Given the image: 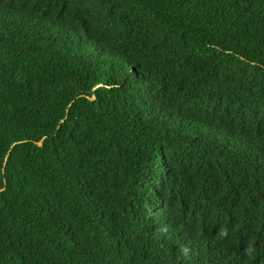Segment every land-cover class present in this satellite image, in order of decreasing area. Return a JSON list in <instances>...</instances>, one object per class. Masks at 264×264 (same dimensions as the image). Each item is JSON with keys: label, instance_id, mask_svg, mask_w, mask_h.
<instances>
[{"label": "trees", "instance_id": "trees-1", "mask_svg": "<svg viewBox=\"0 0 264 264\" xmlns=\"http://www.w3.org/2000/svg\"><path fill=\"white\" fill-rule=\"evenodd\" d=\"M0 264H264V0H0Z\"/></svg>", "mask_w": 264, "mask_h": 264}, {"label": "water", "instance_id": "water-1", "mask_svg": "<svg viewBox=\"0 0 264 264\" xmlns=\"http://www.w3.org/2000/svg\"><path fill=\"white\" fill-rule=\"evenodd\" d=\"M39 144L41 145V144H42V142H39ZM7 160H8V156L6 157V162H7ZM6 162H5V163H6Z\"/></svg>", "mask_w": 264, "mask_h": 264}]
</instances>
